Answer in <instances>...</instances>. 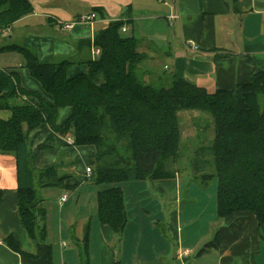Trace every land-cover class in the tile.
Listing matches in <instances>:
<instances>
[{
  "label": "crops",
  "instance_id": "crops-1",
  "mask_svg": "<svg viewBox=\"0 0 264 264\" xmlns=\"http://www.w3.org/2000/svg\"><path fill=\"white\" fill-rule=\"evenodd\" d=\"M28 2L32 13L0 33V47L27 48L42 65L72 61L68 77L87 74L86 63L98 56L94 36L114 21L124 22L123 33H131L127 37L137 40L139 51L148 57L146 69L154 75L166 70L170 77L185 79L211 93L233 89L247 82L255 70H264V0H237L234 8L230 0ZM91 13L95 14L91 24L65 27ZM172 15L177 18L170 22ZM141 22L144 24L138 27ZM162 58L169 64L161 67ZM23 64L19 54L0 52V70L14 73L24 90L52 104V97ZM28 101L39 105L35 97ZM10 114L0 110V119L6 120ZM70 114V108L58 110L56 125L63 127ZM27 146L33 168L51 167L61 156L62 165L70 166L66 171L73 177L64 186L40 188L35 183L45 213L44 237L42 241L31 238L19 221L14 157L0 154V264H186L200 239L211 236L209 232L195 236L191 222L182 229L178 210L167 211L180 205L185 195L184 175L176 167L173 178L103 187L85 175L95 165V149L74 145L72 128L60 136L42 124L29 133ZM113 186L122 190L126 212L120 241L97 217L98 192ZM218 229L216 255L189 264H250L252 259L256 260L252 264H261L264 241L252 213H233ZM164 258L167 261L162 262Z\"/></svg>",
  "mask_w": 264,
  "mask_h": 264
},
{
  "label": "trees",
  "instance_id": "trees-1",
  "mask_svg": "<svg viewBox=\"0 0 264 264\" xmlns=\"http://www.w3.org/2000/svg\"><path fill=\"white\" fill-rule=\"evenodd\" d=\"M236 1L230 0L233 8ZM32 11L28 0H0V33ZM123 25L114 21L96 33L93 46L98 56L86 63V75L68 77L73 64L69 60L42 65L27 48L0 47V52L19 54L23 66L53 99L52 104L45 103L38 94L24 90L14 73L0 70V110L11 113L0 119V154L15 160L21 227L42 241L45 213L35 183L40 188L64 186L73 177L61 156L46 169L32 167L27 146L32 130L45 124L52 133L65 136L72 128L74 145L95 149L88 177L95 185L161 180L174 177L171 166L182 157L178 113L196 111L212 120L213 137L192 151V181L206 188L215 178L217 218L225 222L233 213L250 212L264 241V70H255L233 89L211 93L178 77L157 88L154 83L160 85L166 75L146 69L147 55L139 51L136 39L123 35ZM31 97L39 100L38 106L28 101ZM62 108H70L71 114L58 127ZM97 217L120 241L126 212L118 186L98 192ZM218 241L217 231L198 255L216 249Z\"/></svg>",
  "mask_w": 264,
  "mask_h": 264
},
{
  "label": "rangeland",
  "instance_id": "rangeland-1",
  "mask_svg": "<svg viewBox=\"0 0 264 264\" xmlns=\"http://www.w3.org/2000/svg\"><path fill=\"white\" fill-rule=\"evenodd\" d=\"M144 23H138V27ZM124 36H131V33H123ZM162 64H169L166 59L162 58L160 60V66ZM162 72V71H160ZM166 75V79H160L159 84L154 83V85L159 88L161 84L169 85L172 81V77L169 78L170 72L164 70L162 72ZM179 125L181 131V145H183L182 157L178 163L174 166H171L175 169L178 168L182 171L184 177L181 180V183L184 182V197L180 205L171 206L170 209L166 208L167 211H176L182 216V229L185 224L191 222L194 225L195 231L193 232L195 236L204 235L205 232H209L211 236L202 237L195 245L194 253L186 259V264H189L191 261L195 260H205L212 258L216 255L215 249L211 248L202 256H198L200 249L206 244L213 240L214 235L219 230L218 227L222 225V221L217 219L215 216V192L217 186V180L213 178L204 188L200 185L199 182H193L192 178L186 180V178L192 177V170L189 167V160L192 158L193 149L200 144V142L207 145L208 141L213 137V122L207 114H201L196 111L190 112H179ZM196 128V129H195ZM198 136V137H197ZM207 172L210 170L206 168ZM76 174V173H74ZM103 187H106L103 185ZM162 223V222H161ZM162 229L167 231L166 226H162ZM184 231V230H183ZM168 232V231H167ZM169 236L170 234H166ZM171 238V237H170ZM172 239V238H171ZM173 244V241H172ZM162 262L167 261L166 258L161 260ZM256 262L255 259L249 260V263L252 264ZM261 264H264V258L260 261Z\"/></svg>",
  "mask_w": 264,
  "mask_h": 264
},
{
  "label": "built area",
  "instance_id": "built-area-1",
  "mask_svg": "<svg viewBox=\"0 0 264 264\" xmlns=\"http://www.w3.org/2000/svg\"><path fill=\"white\" fill-rule=\"evenodd\" d=\"M176 18L177 17L175 15H172L168 19H169L170 22H172ZM94 19H95V14H93V13L88 14V15H82V16H79L73 23L65 25V27L67 29H70L75 24H91L94 21ZM122 31L124 32V29L123 28H122ZM96 53L98 54V51L97 50H96ZM90 173H91L90 168H87L86 171H85V175L87 177H89L90 176ZM64 201H65V197H63L61 199V202H64Z\"/></svg>",
  "mask_w": 264,
  "mask_h": 264
}]
</instances>
